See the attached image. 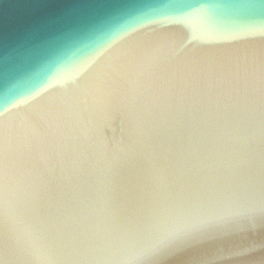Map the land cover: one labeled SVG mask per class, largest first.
Wrapping results in <instances>:
<instances>
[{
	"label": "water",
	"instance_id": "1",
	"mask_svg": "<svg viewBox=\"0 0 264 264\" xmlns=\"http://www.w3.org/2000/svg\"><path fill=\"white\" fill-rule=\"evenodd\" d=\"M233 97L264 120V0H0V169L52 229L102 187L116 242L174 233L148 264H264V145L236 175L213 124ZM4 260L32 264L0 233Z\"/></svg>",
	"mask_w": 264,
	"mask_h": 264
},
{
	"label": "clouds",
	"instance_id": "2",
	"mask_svg": "<svg viewBox=\"0 0 264 264\" xmlns=\"http://www.w3.org/2000/svg\"><path fill=\"white\" fill-rule=\"evenodd\" d=\"M213 109L215 134L230 147L236 175H248L257 148L264 145V120L255 117L239 97ZM23 187L9 168L7 155L0 169V233L3 252L26 255L32 264H148L158 249L175 242L171 231L131 244L118 243L104 211L103 188L85 194L80 206L68 204L60 228L48 226L45 214L25 215L18 209ZM2 264H7L4 260Z\"/></svg>",
	"mask_w": 264,
	"mask_h": 264
}]
</instances>
